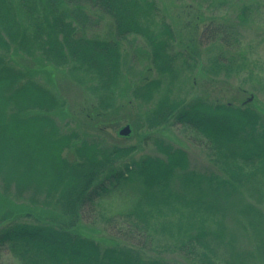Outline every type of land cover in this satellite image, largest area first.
<instances>
[{"label": "trees", "instance_id": "1", "mask_svg": "<svg viewBox=\"0 0 264 264\" xmlns=\"http://www.w3.org/2000/svg\"><path fill=\"white\" fill-rule=\"evenodd\" d=\"M238 17L246 21L249 10L244 6ZM107 19L114 35H91ZM206 33L210 41L229 43L230 34L221 23L209 24L202 37ZM130 35L147 41L152 64L162 75L174 79L180 61L184 66L191 59L195 62L197 45L189 39L187 44L179 42L181 50L177 48L176 31L157 0H0L1 50L37 60L35 71L51 64L67 67L78 80H96L100 90H114L123 79L122 43ZM223 60L215 59L218 69L225 67ZM143 82L133 93L149 101L162 80L154 77ZM65 102L0 52V185L7 195L28 197L53 211L48 218L28 220L9 215L10 208L3 214L0 250L9 248L23 264H185L147 254L148 236L157 227L140 210L108 219L118 231L110 235L117 243L106 248L79 228L95 223L88 215L98 219L99 199L133 183L143 189V203L152 208L166 206L205 217L203 229L196 234L178 228L188 235L179 246L192 252L196 243L220 241L225 222L212 230L207 228V216L225 219L237 204V188L264 173V115L246 103L200 98L186 102L165 96L151 115V126L172 121L205 136L217 158L227 164L224 176L191 169L188 152L164 139L156 140L162 155L138 156L136 145L63 131L54 114ZM249 206L240 211L245 213ZM253 210L250 222L254 220L257 228L258 218L264 215L256 207ZM12 216L16 217L9 220ZM262 226L259 231L264 232V222Z\"/></svg>", "mask_w": 264, "mask_h": 264}, {"label": "rangeland", "instance_id": "2", "mask_svg": "<svg viewBox=\"0 0 264 264\" xmlns=\"http://www.w3.org/2000/svg\"><path fill=\"white\" fill-rule=\"evenodd\" d=\"M162 14L167 16L179 42L190 39L197 45L196 59L189 65L179 62L172 79L168 74H160L152 64L150 46L141 36L130 35L123 41V79L114 90H100L95 87L96 80H78L67 67L53 65L36 70L39 64L29 56L10 50L3 55L18 68L54 91L65 104L54 114L63 131H78L81 137L100 139L107 143L136 145V155H162L156 140L164 139L188 152L190 168L198 172H216L226 176L223 170L227 164L217 158L207 139L200 132L172 121L159 126H151V115L158 102L165 96L189 102L203 99L213 103L248 104L264 115V0H157ZM249 10L246 21L239 20L243 7ZM225 25L229 32V43L210 41L208 34L202 37L209 24ZM91 35L113 36L114 27L107 19ZM186 41V42H185ZM197 50V51H196ZM224 58L225 67H216L215 59ZM198 61V62H197ZM160 78L162 85L154 97L147 101L136 97L133 88L144 83L145 79ZM128 81V82H127ZM131 84H130V83ZM65 108V112H64ZM130 126V133L120 131ZM87 136V137H85ZM182 190L183 184L177 182ZM0 185V224L3 214H17L22 219L48 218L53 212L49 206L32 203L28 197L18 199L7 195ZM235 195L237 204L232 207L225 219L218 220L207 216V228L216 229L224 221L220 241L211 240L208 244L196 243L195 250L187 252L179 245L187 239L186 233L179 229H190L193 234L203 229L205 217L195 216L187 211H177L171 207L152 208L143 203V189L133 183L106 194L96 205V217L88 215L94 224H83L79 231L93 237L104 248L117 242L110 235H117L114 224L108 223L110 217H117L131 211L140 210L156 224L147 253L150 256L185 264H264V217L258 218L256 228L251 221L253 207L264 215V173L260 172L251 180L246 179ZM11 191H14L12 188ZM245 213L240 211L246 207ZM9 211H6L9 209ZM6 211V212H5ZM17 212V213H16ZM16 216L8 218L9 220ZM220 218V220H219ZM51 220V219H49ZM118 221V220H116ZM5 222V221H4ZM179 228V229H178ZM218 235V230H217ZM141 239L140 236H138ZM142 244H145L143 242ZM209 260L212 262L209 263ZM0 264H23L9 249L0 250Z\"/></svg>", "mask_w": 264, "mask_h": 264}, {"label": "water", "instance_id": "3", "mask_svg": "<svg viewBox=\"0 0 264 264\" xmlns=\"http://www.w3.org/2000/svg\"><path fill=\"white\" fill-rule=\"evenodd\" d=\"M130 126H126L125 128H123L121 131H120V133L121 134H124V135H127V134H129L130 133Z\"/></svg>", "mask_w": 264, "mask_h": 264}]
</instances>
